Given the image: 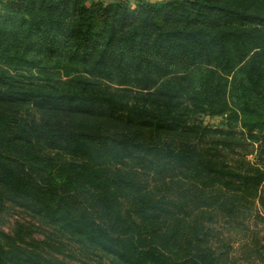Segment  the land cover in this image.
<instances>
[{
    "label": "trees",
    "instance_id": "obj_1",
    "mask_svg": "<svg viewBox=\"0 0 264 264\" xmlns=\"http://www.w3.org/2000/svg\"><path fill=\"white\" fill-rule=\"evenodd\" d=\"M252 153L264 0H0V211L116 264H224L220 226L264 224ZM22 227L0 229V264H67Z\"/></svg>",
    "mask_w": 264,
    "mask_h": 264
},
{
    "label": "rangeland",
    "instance_id": "obj_2",
    "mask_svg": "<svg viewBox=\"0 0 264 264\" xmlns=\"http://www.w3.org/2000/svg\"><path fill=\"white\" fill-rule=\"evenodd\" d=\"M105 2H112L114 0H104ZM156 2L160 0H148ZM129 3L136 7L137 0H129ZM222 117H207L206 120L211 124H219ZM252 149L251 146H248ZM248 150V149H247ZM248 158L253 162L264 164L257 156L252 153L248 155ZM240 220H243L242 218ZM23 225L21 228L22 235L27 242H33L34 240L40 241L46 238V235L51 234L54 236L51 240V244L54 243L55 239H59L60 242H55L58 246L53 248L49 245L39 242L38 246L33 244L34 250L41 252V254L51 259H63L67 264H116L110 258L101 256V254L93 253L90 250L82 248L79 244L60 234L52 226L41 221L39 218L28 214L22 208L7 203L5 209L0 211V229L13 234L19 225ZM245 225L249 229H245ZM218 227L220 224L217 225ZM229 225L220 226L218 229L221 237L227 238L231 236L233 238L232 246L229 251V262L228 260L224 264H264V224L260 220H245L240 226L228 227ZM34 239V240H33ZM248 240L253 245L258 243L259 246L255 250H247L244 253L242 248V240ZM34 241V242H35ZM254 248V247H253ZM225 252V250H224Z\"/></svg>",
    "mask_w": 264,
    "mask_h": 264
}]
</instances>
